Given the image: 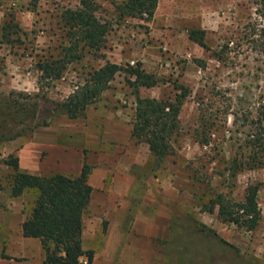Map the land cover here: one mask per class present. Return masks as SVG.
<instances>
[{"label":"rangeland","instance_id":"obj_1","mask_svg":"<svg viewBox=\"0 0 264 264\" xmlns=\"http://www.w3.org/2000/svg\"><path fill=\"white\" fill-rule=\"evenodd\" d=\"M122 1L97 0L98 14L109 26L105 47L98 53L87 51L85 57L69 64L60 79L49 81L41 79L37 63L60 53L67 38L59 14L79 0H37L36 5L32 0H1L0 190L9 192L12 171L4 160L10 154L20 156L25 145L53 140L58 150L64 145L86 146L91 164L108 166L110 174L129 170L137 174L132 199L137 205L122 215V219L126 217L123 221L129 223L137 215L152 217L160 204L170 213L169 236L154 237L145 248L138 246L137 261L116 264H264V168L241 172L232 187L234 197L242 199L249 183L261 184L263 217L255 231L222 222L217 209L213 213L202 209L208 198L200 197L209 186L199 183L197 189L187 168L188 161L196 166L201 157L211 159L210 185L219 183L218 189L227 191L224 176L219 175L224 160H213L210 150L222 148L229 159L233 146L259 126L264 91V1L160 0L150 21L120 16L116 5ZM8 23L18 26L6 32ZM191 28L206 30L210 49L189 38ZM106 60L124 66L141 63L164 78L156 87L141 88L142 96H172L176 80L192 88L181 113L183 135L176 153L160 165L149 145L137 142L129 132L135 96L126 70L88 108L86 117L71 119L60 111L58 103L77 88L89 69ZM211 102L215 108H231L224 132L215 133L211 143L203 146L192 132L199 125L200 106ZM46 156L44 151L42 161ZM18 198L27 204L34 199L31 191ZM103 221L107 222L105 217ZM198 223L235 247L229 248L213 235L204 238ZM189 234L194 239L187 238Z\"/></svg>","mask_w":264,"mask_h":264},{"label":"trees","instance_id":"obj_2","mask_svg":"<svg viewBox=\"0 0 264 264\" xmlns=\"http://www.w3.org/2000/svg\"><path fill=\"white\" fill-rule=\"evenodd\" d=\"M32 1L36 5L37 0ZM159 1L123 0L116 5V9L120 16L150 21L155 15ZM98 9L97 0H79L75 7L68 6L62 9L59 18L66 30L67 41L61 45L60 53L51 54L38 61L41 79L49 81L60 79L71 62L85 57L87 51L98 53L105 47L109 26L99 16ZM13 26L18 24L8 23L4 29L10 32ZM188 36L202 47L210 49L206 42L205 29L191 28ZM199 62L202 64L204 61ZM124 70L128 72V80L135 96L132 138L149 145L158 166L176 153L179 139L183 135L181 113L192 94L189 85L176 80L175 93L172 96L167 98L142 96L141 88L156 87L164 78L147 71L141 63L124 66L106 60L103 65L89 69L84 79L78 82L77 88L58 103V107L71 119L86 117L88 108L102 97ZM230 108V105L215 108L212 102L210 105L200 106L199 125L192 132L194 140L203 146L209 145L215 133L224 132ZM232 112L237 115V112ZM258 113L257 130H251L243 142H238L237 147L233 146V153L229 159H225L226 155L222 148L210 150L213 160L218 159V162L224 160L225 166L219 175L224 176L227 191L219 190V183L210 185L212 174L208 167L211 159L203 160L201 157L198 165L195 166L191 161L187 164L193 185L197 189L199 183L209 186V191L202 193L200 197L208 198L207 201L204 199L202 209L211 213L217 209L222 222L235 224L247 231L257 230L262 221V209L259 204L261 184L249 183L242 199L234 197L232 187L235 186V180L241 172L264 168V91ZM85 152L81 172L76 175L62 172L50 175L30 173L21 169L19 155L10 154L4 160L12 169L8 185L10 195L20 197L26 191L33 194V205L23 222V233L28 237L40 238L45 251V264H93L95 250L85 249L83 246L85 216L89 212L93 193V186L89 182L93 165L89 163L87 151ZM197 228L202 235L204 234V238L213 235L229 248L235 247L220 237L215 230L200 223ZM186 237L194 239L190 234Z\"/></svg>","mask_w":264,"mask_h":264},{"label":"crops","instance_id":"obj_3","mask_svg":"<svg viewBox=\"0 0 264 264\" xmlns=\"http://www.w3.org/2000/svg\"><path fill=\"white\" fill-rule=\"evenodd\" d=\"M67 147L64 145L58 150L53 140L34 141L21 150L20 166L33 174H79L85 151L91 163L88 149L86 146ZM44 151L47 156L42 161ZM109 171L108 166L93 165L89 177L93 193L89 212L85 216L83 246L95 250L93 264L135 262L138 260V246L145 248L150 239L169 236L170 213L160 204L152 217L137 215L129 223L123 221L126 217L122 219V215L129 214L130 208L137 205L132 200L137 174L130 170L117 174H110ZM32 205L33 201L27 204L24 199L0 190V264H45V251L40 238L23 233V222ZM104 217L107 222L103 221Z\"/></svg>","mask_w":264,"mask_h":264}]
</instances>
